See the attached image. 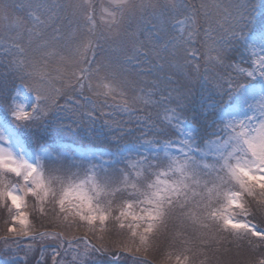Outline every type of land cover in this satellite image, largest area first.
Here are the masks:
<instances>
[{"label": "snow or ice", "instance_id": "1", "mask_svg": "<svg viewBox=\"0 0 264 264\" xmlns=\"http://www.w3.org/2000/svg\"><path fill=\"white\" fill-rule=\"evenodd\" d=\"M25 7L30 27L0 0V19L11 21L0 38V202L15 213L0 243L51 239L62 247L64 232L30 231L24 207L31 195L41 213L49 204L55 218L70 226L78 218L95 236L97 243H86L73 264L93 252L110 255L109 243L121 250L116 259L129 264H149L146 254L165 243L182 246L175 264H189L193 248L204 256L200 264L209 251L258 248L264 242V227L253 222L264 216V0H237L223 22L201 3L207 27L196 13L177 19L187 8L180 0H108L99 13L94 0H28ZM67 10L78 18L70 34L57 24ZM149 19L161 26L141 41L132 24ZM164 25L174 31L152 51L166 52L171 67L199 74L202 60L205 72L209 65L231 71L214 74L212 87L199 93L188 79L159 100L152 99L156 90L129 98L135 85L126 70L111 58L97 60V51L128 35L140 52ZM109 100L129 114L141 105L136 127L106 119L97 131V105ZM148 107L162 114L145 112ZM217 264L233 262L217 256Z\"/></svg>", "mask_w": 264, "mask_h": 264}, {"label": "rangeland", "instance_id": "2", "mask_svg": "<svg viewBox=\"0 0 264 264\" xmlns=\"http://www.w3.org/2000/svg\"><path fill=\"white\" fill-rule=\"evenodd\" d=\"M10 4H14L18 6V8L21 9V14L22 16L26 17L27 23H28V27L31 26L32 21L29 17V13L27 8L25 7V5L28 3V0H11ZM50 3H60V4H67L69 3V0H49ZM180 2L182 4L187 5L186 9H182L181 13L178 15V17H181V19L186 16L189 15L193 12L192 9V5L193 6H197L196 3L199 2V4L201 5V3H207L208 5V13L209 15L214 19V20H219L221 22L224 21V18L227 17L229 15L230 12L233 11L232 5L235 4L237 2V0H180ZM95 3V8L97 10V13H99L101 4H103L105 7H108V0H94ZM192 4V5H191ZM199 9L201 10V8L199 7ZM202 16L206 18L207 21V17L204 15L203 10L200 11ZM62 19L59 20V23L65 22L69 25V31L68 34L72 33L74 30L77 29L78 26V18L77 17H73L71 15V10H67V13H65L64 11H61L60 13ZM14 16V15H12ZM15 17V16H14ZM19 19H21V17H18ZM177 18V17H176ZM0 22H5L4 27H5V32L3 34L0 35V38H3L4 36H6L9 32V27L8 24L11 22L9 20L8 21H4L2 19H0ZM155 23V28H159L158 23L160 24V22L158 20L155 19H149L146 22H141L140 24H137L136 22H133L132 24V31L136 33V38H138L140 31L143 30L145 28V26L147 24H154ZM97 24L99 25V15H97ZM205 27H207V22ZM138 29V30H137ZM165 31H162L159 33L158 38L154 39L152 43H148L146 42V44L150 45V51L149 54L150 56H157L153 53L152 49L153 47H158L159 43H161V38L164 36V34L166 32H168L169 34H172L174 29H172L169 25H165L164 26ZM149 32H144L143 31V39L145 40V38L147 37ZM153 33V32H151ZM48 34L50 35L51 32H48ZM154 34V33H153ZM131 40V37L128 35H124L121 37L120 40H117L115 42H108L107 44V49H108V53H110V56H112L111 54H113V52L115 53H122L124 51V49L130 48L131 49V59L132 61H137L140 60L141 58H144L145 55V50L146 49H142L140 52H136L132 49L131 43H129ZM162 45V44H161ZM100 52V51H99ZM98 53V51H97ZM147 53V52H146ZM138 54V57H136ZM140 55V57H139ZM161 55H167L166 52H161L159 56ZM112 59V58H111ZM167 63H164L165 66L161 67L158 64L157 65H153V72L151 73L153 76H156V80H153V85H151L150 83H148V85L152 86L154 89H157L159 92V94H155L152 99L153 100H159L161 95L165 94L164 90H168V89H180L182 87V85L180 84L181 82L185 81L187 83L188 81V70L186 69L184 72H180L178 70H176L175 68L171 67L169 64V60L166 61ZM123 64H129L131 65L133 68L135 66L134 62L132 63H123ZM121 67H123L124 65H121ZM125 68V67H124ZM217 68V67H216ZM157 71V72H156ZM231 70L228 68H217L216 70L213 71V73L209 72L208 75L205 74V76L202 78V80L199 82L198 85V93L199 90L202 86H204L205 84H207V87L211 88L212 84L214 83V81H212V76L214 74H220V75H227ZM158 73V74H157ZM161 74V77L163 78L165 74L168 75H176V78L178 80L173 81L171 80V82L167 83V82H163L160 78L159 75ZM205 77H208V81H205ZM166 78V77H165ZM159 82V84H158ZM58 86V85H56ZM152 88V89H153ZM145 93V92H144ZM176 93L173 92V95H175ZM145 94H141V93H136V94H131L128 95L129 98L133 97V96H144ZM71 102V101H70ZM141 107V105L136 104V105H132L133 108V112L132 114L126 113V112H122L120 111L116 106H115V102L112 100H109L107 103L101 102L97 105V109H101L102 111H100L101 115L103 114H108V115H103L105 117H108L111 120H114L116 122H118L119 124H121L123 127L125 128H134L136 127V117L139 115H142L143 113H141L140 111H138V109ZM157 111H161L162 114V109H158L156 107H148L145 108V112H152L153 115H155V113ZM99 121H97V125H96V130L99 131ZM11 182L12 183H22V181H17L15 179V177H11ZM4 204V202H0L1 204ZM5 205V204H4ZM25 207H24V211H26L29 214V221H30V231H35L36 229L40 228V223L39 220L38 221H31V215L33 214L34 211H36V213L41 214L42 218H45V220L53 223L55 225V227H60L63 230L67 231H72L76 229V225L81 224L82 227H84V229L89 232L88 226L86 223H81L78 221L77 218V223L76 224H72L71 226L69 225L68 222L64 221L63 218L61 217L60 219L55 218L54 213L51 210V205L46 204L45 207V211L43 213H41L38 210V205L36 203V200L34 197H32L31 195H28L25 197ZM11 214H15L14 212ZM11 214L9 213L8 207H6L5 209V216H6V221L4 223L5 226V230L7 231V228L10 224H12L11 221ZM72 218L69 217V220H71ZM38 223V224H37ZM41 225H43L41 223ZM16 228H19L20 225L19 223L15 224ZM99 226L97 225V228ZM49 232V231H48ZM8 233V232H6ZM69 233V232H67ZM92 233V232H91ZM9 234V233H8ZM22 241H24V246L20 245V244H12L10 246H5L3 243H0V249H5V250H9L10 254L7 252V255H15L16 251L18 248H21L20 252L22 253V257L23 258V262L18 263V261L14 260L15 256H12L11 260L9 258L8 264H24V262L26 261V259L33 257L34 252L36 251V257L37 260H40V263H42L47 256L48 257V261L49 262H53L56 261L58 262V264H73V257L77 256L78 253H84L85 251V245L86 243H88L87 241H85L84 239H79L78 238H74L73 237L69 238V240H63V245L61 247V241L60 240H51V239H46V240H36L33 241L31 239L28 238H24ZM21 241V242H22ZM20 245V246H19ZM28 245H32L31 248H28ZM182 249V248H181ZM110 252H115V251H111ZM58 253V255H57ZM193 253H195L194 255L192 253H190L189 255L191 256V259L189 262L191 261H195V263L193 264H200V261L204 260V256L199 254V252L196 251V248H193ZM111 255V254H110ZM208 255V254H207ZM264 256V254L258 253L257 256L255 258L254 263H258L261 260H264L262 257ZM35 257V258H36ZM107 257H109L107 255ZM209 257V255H208ZM253 257V258H254ZM113 260H116L115 262H117L118 260L116 259V255H114L112 257ZM94 260H97V258H95V254L94 252L87 257H78L77 260L75 261V264H90L91 262H96ZM16 261V263L14 262ZM216 261V258L213 256H210L207 264H210L211 262ZM38 262V261H36Z\"/></svg>", "mask_w": 264, "mask_h": 264}, {"label": "trees", "instance_id": "3", "mask_svg": "<svg viewBox=\"0 0 264 264\" xmlns=\"http://www.w3.org/2000/svg\"><path fill=\"white\" fill-rule=\"evenodd\" d=\"M9 3H13L11 2V0H8ZM14 6V9L12 11L11 15H14L15 17H21V21H23L24 27H28V23L26 20V17L22 16L21 14V9L18 8L17 5L12 4ZM192 5V4H191ZM197 6H193L192 5V9L193 12L196 13V19L198 20V23L202 26L205 27L206 25V18L202 16L201 14V10L199 9L200 4L199 2L196 3ZM177 19H181V17L177 16ZM9 22V21H8ZM5 22H0V35L3 34L5 32V27H4ZM58 25L62 26V32L64 34H68L69 31V25L65 22L59 23L57 21ZM154 24H147L145 26V28L143 30L140 31V34L138 36V39L141 41H144L143 39V31L144 32H153L154 34H156L157 32V28L154 27ZM159 27L161 26L158 23ZM165 26V25H164ZM16 30L12 29V32L14 33ZM48 32L52 33V29L49 28ZM167 35H171L168 32H166L164 34V36L161 38V43H159L158 47L164 43V41L167 38ZM201 38H202V33H201ZM128 41H131L130 39ZM131 43V42H129ZM196 46L199 47L200 46V41L199 39L196 42ZM150 45L145 43V46L143 49L145 50V55L144 58H141L140 55V60L137 61H132V59H128L127 57H131V49L130 48H125L124 51L122 53H115L113 52V54H111L112 56H110V53H108V49H107V44L103 45L102 50H99L98 53L96 54V59L100 60L101 57H107V58H112L113 61L118 62L121 65H124L123 68L126 70V76L127 78L131 81L134 82L135 85V89H129L128 90V95L131 94H136V93H141V94H146L148 91L150 90H156V94H159L160 91H158L157 89H154L152 86L148 85V83H150L151 85H153V80H156V76L152 75L151 73L154 71L153 65H159L161 67L165 66L164 63H167L166 61H168V57L167 55H161V56H150L149 51H150ZM147 52V53H146ZM138 57V54L137 56ZM132 63L134 62L135 66L134 68L129 65V64H123V63ZM196 61H193V64H195ZM209 67V71L205 72V64L204 62L201 60L200 61V72L199 74H197L193 69H187L188 70V79H191L195 85H196V91H198V85L199 82L202 80V78L205 76V74L208 75L209 72L213 73L214 70H216V67L213 66H208ZM3 67L0 66V71H3ZM157 72V71H156ZM158 74V73H157ZM166 77V78H165ZM168 77H171V80L176 81L178 80L176 78V75H168L165 74L164 77H161V74L159 75V78L163 81V82H171V80L169 81ZM159 84V82H158ZM182 86H185L187 83L185 81L180 83ZM153 88V89H152ZM141 89H143V91H141ZM145 92V93H144ZM61 103H64V99H61ZM71 103V102H69ZM100 111H102L101 109H97L96 115L99 117V119L97 121H99V128L103 125L104 120L109 119L108 117H105L103 115H101ZM97 125V124H96ZM134 135H138L139 132H135L133 133ZM71 137L66 138L64 141H61L62 143H68L71 141ZM121 198H117V203L120 202ZM249 200H251V198H247ZM5 209L6 206L2 203L0 205V237H5V236H9L10 234L6 233L7 231L5 230V226L4 223L6 221V216H5ZM41 222L43 225H40V228L36 229L35 232H44V231H55V232H64L65 234V238L64 240H69L70 236L71 238H78L79 239H83V237L85 235H87L88 240L87 242H91V243H97L95 236L93 235V233L91 232H87L84 227H82L81 224L76 225V229L72 230V231H67L69 233L66 232V230L61 229L60 227H55V225L47 220H45V218H42L41 214L36 213V211L33 212V214L31 215V221H38ZM254 223H257L260 227H264V216H260L257 217L253 220ZM38 224V223H37ZM112 226V222H109V227ZM191 231V229H190ZM114 238V237H113ZM253 243H257V241L254 239ZM20 245L24 246V241L20 242ZM19 245V246H20ZM259 247L258 248H252L250 246H248L247 244H245V246L241 249H235L233 248L231 250V252L224 254L223 250L221 249L220 253H215L212 251L208 252L209 257L213 256L216 258V261L211 262L210 264H217V256L220 257L222 262H227V261H232L233 264H235V262L237 260H239L241 262V264H245V262H247V264H255V258L254 256H257L258 253L264 254V242H259ZM109 252L111 251H115V252H110L111 255H108L109 257H107L106 255H101L99 253H95V258H97V260H94L96 262H91L90 264H129V260L128 259H120L117 262H115L116 260H113L112 257L114 255H116V253L118 251H121L120 249H118L114 244L109 243L107 245ZM182 246L177 245L175 247H169L166 243L165 244H161L159 247L157 248H153L151 249L146 255H147V259L149 264H175V256L177 254H180ZM21 248H18L15 255H7V252L10 254L9 250H5V249H0V264H8L9 258L11 260L12 256L14 257V260L18 261V263L23 262V258H21L23 255L20 252ZM36 251L33 254V257L26 259V261L24 262V264H58V262L53 261V262H49L48 261V257H46V259L40 263V260H37L36 257ZM190 254V253H187ZM36 257V258H35ZM170 257V258H169ZM254 257V258H253ZM264 259V256L262 257ZM16 261H14L16 263ZM38 261V262H36ZM195 263V261H191L189 262V264H193ZM258 264V263H256Z\"/></svg>", "mask_w": 264, "mask_h": 264}]
</instances>
